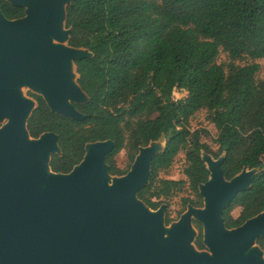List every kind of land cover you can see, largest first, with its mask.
<instances>
[{
  "label": "trees",
  "instance_id": "trees-1",
  "mask_svg": "<svg viewBox=\"0 0 264 264\" xmlns=\"http://www.w3.org/2000/svg\"><path fill=\"white\" fill-rule=\"evenodd\" d=\"M0 10L9 20L25 16L6 0H0ZM66 28L72 30L69 46L94 56L75 63L78 84L89 97L75 105L84 120L52 113L42 97L32 95L37 108L27 123L31 138L58 135L62 154L52 156L53 172L70 173L87 144L111 140L109 173L123 176L113 164L120 152L128 147L134 163L141 147L165 140L150 183L138 195L149 208L158 210L187 183L198 201L185 205H203L199 187L210 176L202 160L206 152L215 160L225 156L227 180L245 168L260 170L251 189L225 211L226 227L235 229L264 212V81L257 79L259 64H238L264 60V0H72ZM221 51L230 59L227 67L218 64ZM176 90L187 92L186 99H174ZM202 110L218 131L217 152L189 129ZM180 153L188 181L159 180ZM237 208L241 213L234 218ZM201 227L195 241L200 251L206 249ZM258 245L264 251V238Z\"/></svg>",
  "mask_w": 264,
  "mask_h": 264
},
{
  "label": "water",
  "instance_id": "water-1",
  "mask_svg": "<svg viewBox=\"0 0 264 264\" xmlns=\"http://www.w3.org/2000/svg\"><path fill=\"white\" fill-rule=\"evenodd\" d=\"M6 1L25 16L9 20L0 10V264H264L258 245L264 212L235 229L224 220L259 169L245 168L227 180L225 156L214 160L203 152L210 173L199 187L204 208L189 206L169 226L164 205L151 210L138 197L165 140L141 147L125 176L109 173L111 140L87 144L70 173L52 171V156L62 154L58 135L31 138L27 123L37 102L22 89L36 92L52 113L82 121L86 116L75 105L89 97L78 84L75 63L94 55L69 46L72 0ZM194 221L203 227L209 252L195 246Z\"/></svg>",
  "mask_w": 264,
  "mask_h": 264
},
{
  "label": "rangeland",
  "instance_id": "rangeland-1",
  "mask_svg": "<svg viewBox=\"0 0 264 264\" xmlns=\"http://www.w3.org/2000/svg\"><path fill=\"white\" fill-rule=\"evenodd\" d=\"M156 1L160 2V0H156ZM252 62H255V63L260 65V71L257 75V79L264 81V60H258V61L247 60V61H242L238 64L243 66L246 64H251ZM229 63H230V59H229L228 55L221 51L220 56L218 58V64H223V65H225V67H227V65ZM22 92H23L24 96L31 98V99H34L32 97V95H34V94L37 95L36 92H34L33 90H31L29 88H23ZM186 97H187V92H185V91L176 90L174 93V99H176V100H181V99L183 100V99H186ZM1 126H3V124L0 125V127ZM189 129L192 132H198L200 134V137H201V142L206 144L213 152L218 151V147L215 144V140L218 136V131H217L216 127L214 126V124L211 123L210 118H209V114L206 110H202V111L196 113L190 119ZM209 156L215 160L213 155L209 154ZM131 158H132V154H131L129 148L126 147L122 152H120L114 158L113 164L117 169H119L122 173L125 174L131 170V167L133 165ZM186 166H187V163H186L185 154L180 153L175 158L172 166L168 170L162 171L159 174V180L185 181V182H187L188 181L187 177L184 174V170H185ZM125 175H123V176H125ZM118 177H121V176H118ZM186 200L198 201L196 195L191 191L188 183L185 184L183 189L181 191H179L177 194H175L174 196L170 197L167 200H162L161 206L164 205L166 207L165 215H166V218L168 216V218L170 220V225L172 223L178 222L180 220L181 216L188 210V207L192 206L190 203L185 205ZM153 202L157 203V202H159V200L154 198ZM202 203H203V205L198 207L199 209L204 208L203 198H202ZM151 210H153V209H151ZM240 213H241V209L237 208L232 212V216L234 218H238L240 216ZM198 224H200V223H198L196 221L193 222V226L197 232V236L195 238V241L200 234V229L198 228ZM168 226H169V224H168ZM201 228H202V234H203V227H201ZM201 252H209V250L206 248L205 250H202Z\"/></svg>",
  "mask_w": 264,
  "mask_h": 264
}]
</instances>
